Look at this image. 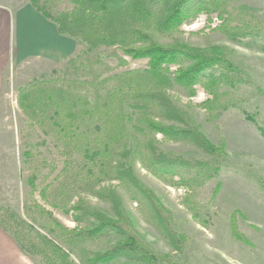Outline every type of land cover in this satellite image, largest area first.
Instances as JSON below:
<instances>
[{
    "label": "trees",
    "instance_id": "trees-1",
    "mask_svg": "<svg viewBox=\"0 0 264 264\" xmlns=\"http://www.w3.org/2000/svg\"><path fill=\"white\" fill-rule=\"evenodd\" d=\"M58 1L30 3L56 25L59 35L84 46L68 64L77 71L85 69L86 74L34 78L19 88L18 104L64 157L58 177L40 190V196L54 208L73 212L77 226L70 229L55 221L53 226H45L47 233L40 231L33 214V206H42L38 201L31 206L26 203L31 222L12 207H0V226L40 264H78L73 253L79 264H167L169 256L158 253L137 231L122 195L104 183L118 181L172 247L181 250L185 236L172 229L169 210L139 178L135 165L140 160L157 176L176 184H190L196 174L205 179L215 177L226 155L224 143H214L171 90L180 87L192 97L197 93L196 85L202 84L217 98L221 83L236 86L239 68L223 46L159 40L158 35L173 34L200 13L211 11L200 0H70L71 7L53 12L50 6ZM102 46L119 47L133 59L148 58V66L105 75L99 66L102 60L89 56ZM261 49L264 52V44ZM127 63L121 58V65ZM216 71L231 75L216 77ZM243 112L264 134L256 118L245 109ZM159 134L191 144L207 157L165 149ZM25 154L33 155L31 151ZM36 180V176L28 179L33 195ZM220 186L218 183L216 192ZM76 194L78 199L70 206ZM83 194L108 203L112 214L92 205ZM233 231L238 240L249 242L235 221ZM100 237L115 241L104 251L84 246Z\"/></svg>",
    "mask_w": 264,
    "mask_h": 264
},
{
    "label": "rangeland",
    "instance_id": "rangeland-1",
    "mask_svg": "<svg viewBox=\"0 0 264 264\" xmlns=\"http://www.w3.org/2000/svg\"><path fill=\"white\" fill-rule=\"evenodd\" d=\"M200 1L210 6L211 11L200 13L184 23L179 31L158 35V38L164 43L183 41L201 47L223 46L230 60L239 68L236 75L240 80L236 86L221 83L217 98H213L202 84L196 85L197 93L192 97L180 87L171 90L174 98L194 116L201 130L214 143H224L226 155L222 159V169L211 179L196 174L190 184H176L157 176L140 160L135 165L139 178L155 191L169 210L172 229L185 236L182 249L172 247L148 218L144 208L118 181L104 184L114 186L122 195L137 231L158 253L169 256L167 264H264V134L243 112L245 109L253 115L264 129V52L261 49L264 44V0ZM68 7H71L70 0H60L50 9L56 12ZM12 43L14 45V29ZM83 47L78 44L76 51ZM89 56H98L102 60L99 66L105 75L144 68L149 61L148 58L133 59L119 47L102 46ZM121 58L128 63L121 65ZM85 74V69L77 71L68 61L43 58L12 63L10 68L7 107L3 115L7 135L2 140V151L5 148L6 153L2 162H5L6 170L2 171L1 184L5 186L7 197H15V201L19 197V201L22 199L23 212L18 206H8L25 218L28 219L26 203L31 206L35 201L51 213L33 206L35 225L44 233H47L45 226H53L55 221L70 229L77 223L73 220V212L65 213L54 208L40 196V190L58 177L64 157L52 138L46 136L39 126L33 125L20 108L18 90L42 75L74 78ZM225 74L231 75L215 72V76L220 78ZM158 139L165 149L190 157H207L191 144L166 139L161 134ZM26 151H31L32 157H28ZM32 176L37 177L34 195L28 183ZM218 183L221 186L216 192ZM82 196L92 205L112 214L109 204L95 195ZM77 199L76 194L69 205ZM233 221L249 242L235 237ZM114 241L113 237H100L86 241L84 246L89 250L104 251ZM71 256L80 263L76 254Z\"/></svg>",
    "mask_w": 264,
    "mask_h": 264
},
{
    "label": "crops",
    "instance_id": "crops-1",
    "mask_svg": "<svg viewBox=\"0 0 264 264\" xmlns=\"http://www.w3.org/2000/svg\"><path fill=\"white\" fill-rule=\"evenodd\" d=\"M14 29V45L12 35ZM78 42L57 33L56 25L39 12L30 0H0V207L14 205L23 212L22 199L6 196L2 182L5 169V148L2 140L7 135L3 127L4 109L7 107L10 68L34 58H43L56 62L68 61L76 52ZM4 146V145H3ZM6 170V169H5ZM0 264H39L36 259L25 253L14 237L0 226Z\"/></svg>",
    "mask_w": 264,
    "mask_h": 264
}]
</instances>
